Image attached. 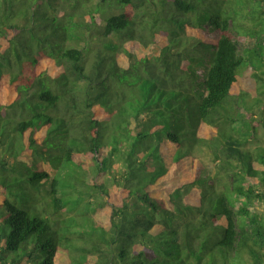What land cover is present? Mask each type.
<instances>
[{
    "label": "trees",
    "instance_id": "obj_1",
    "mask_svg": "<svg viewBox=\"0 0 264 264\" xmlns=\"http://www.w3.org/2000/svg\"><path fill=\"white\" fill-rule=\"evenodd\" d=\"M93 1L0 0V264H264V0Z\"/></svg>",
    "mask_w": 264,
    "mask_h": 264
},
{
    "label": "rangeland",
    "instance_id": "obj_2",
    "mask_svg": "<svg viewBox=\"0 0 264 264\" xmlns=\"http://www.w3.org/2000/svg\"><path fill=\"white\" fill-rule=\"evenodd\" d=\"M88 5H92V6H96L97 5V0H94L93 2H91ZM89 7V6H86ZM85 7V8H86ZM117 11L115 12H107L106 14H100V16L98 18H96L95 20L92 21L91 24V29L94 31L95 27L98 26H104L105 25V17L106 15H111V14H116ZM119 14V13H118ZM244 24V23H243ZM246 27H251V23L245 21ZM114 41L116 43L119 42V39H117L116 37H113ZM196 39H190L189 43L195 41ZM91 44V43H90ZM85 46V44L82 45V47ZM200 73L203 74V71H201ZM254 97H256L254 95ZM260 97V96H259ZM247 101L249 103H253L255 100H253V96L251 97V95L247 98ZM254 104V103H253ZM264 104V98L262 100L261 103H259V106ZM264 112V109L262 108H258L255 109V116L258 120L260 121L259 127H258V136H259V141H257V143H262L264 144V115H261L260 113ZM263 116V117H261ZM196 156L202 160L203 162V166L205 169V173L207 176L209 177H214L217 174V169H216V163H215V159L213 156V153L211 152V150L207 147H203V148H199L198 150H196L195 152ZM250 211L252 212L253 215H258L260 216L262 219H264V202H257L253 205V207L250 209ZM248 261L250 262V259H248Z\"/></svg>",
    "mask_w": 264,
    "mask_h": 264
}]
</instances>
